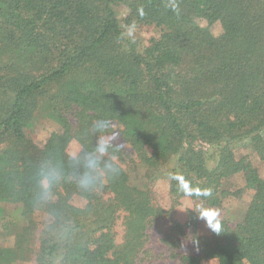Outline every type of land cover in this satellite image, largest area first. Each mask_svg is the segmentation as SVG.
Returning <instances> with one entry per match:
<instances>
[{
	"label": "trees",
	"instance_id": "16d2710c",
	"mask_svg": "<svg viewBox=\"0 0 264 264\" xmlns=\"http://www.w3.org/2000/svg\"><path fill=\"white\" fill-rule=\"evenodd\" d=\"M145 27L159 33L144 46L129 30ZM41 114L61 129L40 145L27 130ZM101 119L133 154L121 147L120 174L95 191L57 187L53 204L73 231L56 239L33 204L38 166L67 163L74 141L90 149ZM244 150L264 162V0H0V221L10 204L26 222L0 264H140L150 229L166 220L163 241L180 249L185 227L132 184L137 166L149 179L171 166L174 203H195L197 253L180 264H264V175ZM239 175L253 198L232 224L218 211L243 194L228 185ZM202 209L214 210L218 234H198Z\"/></svg>",
	"mask_w": 264,
	"mask_h": 264
},
{
	"label": "rangeland",
	"instance_id": "374dc122",
	"mask_svg": "<svg viewBox=\"0 0 264 264\" xmlns=\"http://www.w3.org/2000/svg\"><path fill=\"white\" fill-rule=\"evenodd\" d=\"M126 11L122 9L119 10V17L124 18ZM216 35L221 34L220 28L216 25L213 28ZM158 30L153 27L145 28H134L129 30V34L147 45L149 38L158 35ZM60 126L52 119L48 118L47 115L41 114L34 121L33 125L27 130V133L31 139H33L38 144L45 143L52 133L59 131ZM111 134H115L118 137L117 143L123 147V149L129 154H133V150L128 146L122 139L120 133V127L115 126L114 131ZM69 154L79 151L80 145L74 141L69 147ZM249 156L254 164L263 172L264 175V162H261L257 155L252 154L250 150H244L241 156ZM171 166L167 167L165 171H162L158 176L149 179L146 176L147 171L141 167H133L130 170L131 182L141 188L150 189L153 198L157 203L170 211L173 219L178 223L182 224L186 229V237L182 239L180 249L171 247L164 238L167 233H169L170 223L168 220L158 222L149 231V241H148V252L149 255L145 256L144 259L140 261V264H180L179 256L181 254L194 252L197 253L195 245L192 241V234L194 228H192V218L190 212L195 210V203L189 198H182L178 204H175L173 198L170 194V181L168 171ZM229 187L231 189L241 188L244 190L240 197H232L224 205V208L218 211V214L225 220H228L232 224H237L243 220V217L249 207L250 202L253 198V193L245 188L246 184L242 175L236 176L229 181ZM72 203L78 207H84L85 202L81 198H74ZM6 208L7 216L5 220L0 221V247L12 248L16 244L18 233L26 226V222L21 215V208L15 205H4ZM47 216L44 214H39V220H45ZM197 225V231L200 236H206L209 234V227L206 222L199 218ZM122 228L120 231L122 232ZM16 264H33L31 262H18ZM207 264H216V262H210Z\"/></svg>",
	"mask_w": 264,
	"mask_h": 264
},
{
	"label": "clouds",
	"instance_id": "9594fccd",
	"mask_svg": "<svg viewBox=\"0 0 264 264\" xmlns=\"http://www.w3.org/2000/svg\"><path fill=\"white\" fill-rule=\"evenodd\" d=\"M112 123L105 119L94 122L91 128L96 136L94 145L90 149H81L71 153L67 158V163L51 157L40 162L32 199L36 208L47 212L44 220V231L47 235L65 240L73 231V225L65 216L63 209L53 204L56 189L62 182L71 181L81 193H90L120 174L121 146L117 143L118 137L110 134ZM172 179L175 180L176 177L172 176ZM179 188L187 194H194L189 191L187 183L180 182ZM201 194L209 195L210 193ZM213 211L202 209L198 216L213 232L218 234L217 228L209 219V214Z\"/></svg>",
	"mask_w": 264,
	"mask_h": 264
}]
</instances>
